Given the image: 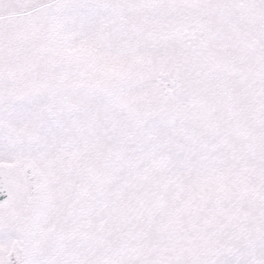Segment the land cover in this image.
Segmentation results:
<instances>
[{
  "label": "snow or ice",
  "instance_id": "snow-or-ice-1",
  "mask_svg": "<svg viewBox=\"0 0 264 264\" xmlns=\"http://www.w3.org/2000/svg\"><path fill=\"white\" fill-rule=\"evenodd\" d=\"M0 264H264V0H0Z\"/></svg>",
  "mask_w": 264,
  "mask_h": 264
}]
</instances>
